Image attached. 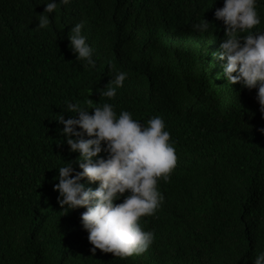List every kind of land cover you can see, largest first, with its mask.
<instances>
[{
	"label": "trees",
	"instance_id": "obj_1",
	"mask_svg": "<svg viewBox=\"0 0 264 264\" xmlns=\"http://www.w3.org/2000/svg\"><path fill=\"white\" fill-rule=\"evenodd\" d=\"M46 2L0 0V264H252L264 252V117L256 90L229 86L226 61L209 63L224 0H72L37 29ZM201 18L213 25L203 34L192 29ZM80 22L95 68L69 47ZM110 63L129 73L114 98L98 92ZM66 101L111 103L142 124L164 118L177 163L158 182L161 207L141 219L155 232L144 253H90L86 209L58 204L54 177L79 156L57 121Z\"/></svg>",
	"mask_w": 264,
	"mask_h": 264
},
{
	"label": "clouds",
	"instance_id": "obj_2",
	"mask_svg": "<svg viewBox=\"0 0 264 264\" xmlns=\"http://www.w3.org/2000/svg\"><path fill=\"white\" fill-rule=\"evenodd\" d=\"M71 2L47 0L43 13L35 15L37 29L47 28L52 23L49 14ZM258 4L259 0H224L223 6L215 9L213 17L224 25V37L219 51L210 54L209 63L214 66L217 60L226 61L221 75L229 86L239 84L242 89L256 90L264 117V30L253 31L264 23ZM84 26L85 22H80L71 28L69 47L78 61L95 68L94 49L82 35ZM210 28L213 25L203 18L192 24V29L201 34ZM109 71L114 73L112 79L98 92L114 98L129 73L114 63H110ZM64 112L71 113L69 118L65 119ZM57 121L63 125L61 134L70 151L79 156L75 161L63 160L53 189L59 193L57 202L66 213L86 209L80 222L88 233L89 252L100 250L114 257L144 253L153 243L155 232L146 230L141 219L155 215L161 207L165 197L158 182H167L177 163L164 118L156 115L142 124L127 110L117 115L111 103L90 110L79 102L66 101V111ZM258 131L264 134V128ZM85 181L99 186L88 187ZM252 264H264V252L258 253Z\"/></svg>",
	"mask_w": 264,
	"mask_h": 264
}]
</instances>
